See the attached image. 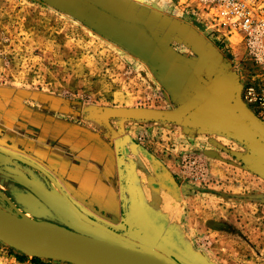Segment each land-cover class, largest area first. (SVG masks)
Segmentation results:
<instances>
[{
	"label": "rangeland",
	"instance_id": "obj_1",
	"mask_svg": "<svg viewBox=\"0 0 264 264\" xmlns=\"http://www.w3.org/2000/svg\"><path fill=\"white\" fill-rule=\"evenodd\" d=\"M189 1L195 5L193 0H140L162 14L204 27L201 18L198 21L182 12L183 3ZM204 31L238 76L241 101L264 121L242 99V82L251 64L235 62L233 56H240L244 46L235 43L236 37L220 36L205 27ZM171 46L186 58H196L182 43ZM50 97L60 99L54 106L64 110L61 117L109 136L110 128L128 135L175 177L177 199L169 207L162 200L158 210L167 212L166 227L171 222L180 225L194 250L204 252L214 264H264V203L223 199L214 193L264 192L262 152L245 136L203 119L199 109L172 101L146 61L75 17L42 0H0V106L7 111L10 105L30 100L33 105H39L36 100L40 99L51 103ZM116 107L177 110L173 119L178 122L126 120L121 129L116 120L108 119V128L98 118L105 108ZM0 190L14 200L1 174ZM0 204H4L1 199ZM48 217L60 222L53 212ZM60 224L73 228L63 221ZM15 253L0 244V264H34L31 258L18 260Z\"/></svg>",
	"mask_w": 264,
	"mask_h": 264
},
{
	"label": "water",
	"instance_id": "obj_2",
	"mask_svg": "<svg viewBox=\"0 0 264 264\" xmlns=\"http://www.w3.org/2000/svg\"><path fill=\"white\" fill-rule=\"evenodd\" d=\"M42 1L75 17L99 35L146 61L172 101L180 106L194 107V111L201 112L203 119L209 118L218 127L245 136L264 158V121L255 117L241 101L236 73L229 70L220 52L191 25L149 8L140 0ZM192 25L204 31L199 22L192 21ZM172 42L184 44L196 58H186L178 53L171 47ZM203 76H208L210 82ZM49 99L54 104L61 103L60 99ZM177 112L116 107L105 108L98 119L108 128V119L117 120L122 129L126 120L177 123L178 120L173 119ZM118 144L117 153H122V147L127 153L138 151V145L128 135H124L123 141L118 140ZM117 160L122 163V155ZM28 169L30 172L25 173ZM118 170L119 179H124L119 166ZM0 174L19 206L0 190V199L5 204H0V244L27 258L67 264H214L204 252L192 248L175 222L169 223L167 228L174 233L176 242L158 229L148 232L139 216L137 219H121L119 223L117 218L106 214L96 216L99 207L84 206L43 167L8 149L2 141ZM214 193L223 199L264 203V192L244 195ZM27 210L45 211L48 215L53 212L60 222L48 219V215L28 216ZM62 221L73 228L60 224ZM144 222L148 224L149 220ZM180 249L184 255H180Z\"/></svg>",
	"mask_w": 264,
	"mask_h": 264
},
{
	"label": "crops",
	"instance_id": "obj_3",
	"mask_svg": "<svg viewBox=\"0 0 264 264\" xmlns=\"http://www.w3.org/2000/svg\"><path fill=\"white\" fill-rule=\"evenodd\" d=\"M183 21L205 38V31H200L185 19ZM30 101L18 106L10 105L7 111L0 106V119L4 123L0 125L3 145L43 167L84 206L99 207L96 216L106 214L110 202L116 207L120 189L115 158L118 140L123 141L124 134L114 131L109 136L88 124L61 117L64 110L60 105L54 106V103L41 99L36 100L39 105H33Z\"/></svg>",
	"mask_w": 264,
	"mask_h": 264
},
{
	"label": "built area",
	"instance_id": "obj_4",
	"mask_svg": "<svg viewBox=\"0 0 264 264\" xmlns=\"http://www.w3.org/2000/svg\"><path fill=\"white\" fill-rule=\"evenodd\" d=\"M191 2L183 3L182 12L188 17L201 18L207 31L236 37L239 40L235 43L244 46L240 56H233L235 62L251 64L242 82V99L264 120V0Z\"/></svg>",
	"mask_w": 264,
	"mask_h": 264
},
{
	"label": "flooded vegetation",
	"instance_id": "obj_5",
	"mask_svg": "<svg viewBox=\"0 0 264 264\" xmlns=\"http://www.w3.org/2000/svg\"><path fill=\"white\" fill-rule=\"evenodd\" d=\"M122 150V153H118L115 158L116 167L119 166L124 176V179H119L118 183L122 193L120 194V191L118 193L116 207L111 202L108 205L107 216L117 219H137L139 216L141 222L147 226L148 232L158 229L169 234L170 239L176 242L174 235L170 234L165 226L166 210H158L162 200L169 207L177 199L179 187L174 181L175 177L139 145L137 152L127 153L123 147ZM119 155L123 157L122 163H118ZM12 202L18 206L15 200ZM28 203L31 204V201ZM43 205L41 206H47ZM25 213L30 216L27 211ZM144 220H149V223H145ZM180 255H184L181 249Z\"/></svg>",
	"mask_w": 264,
	"mask_h": 264
},
{
	"label": "trees",
	"instance_id": "obj_6",
	"mask_svg": "<svg viewBox=\"0 0 264 264\" xmlns=\"http://www.w3.org/2000/svg\"><path fill=\"white\" fill-rule=\"evenodd\" d=\"M16 258L20 261L27 260L28 258L25 257L24 255H21L19 253H15ZM34 264H67V263H59L57 261H52V260H42L39 258H31L30 259Z\"/></svg>",
	"mask_w": 264,
	"mask_h": 264
}]
</instances>
